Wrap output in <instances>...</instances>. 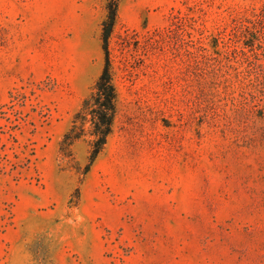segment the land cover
Wrapping results in <instances>:
<instances>
[{
  "label": "rangeland",
  "instance_id": "rangeland-1",
  "mask_svg": "<svg viewBox=\"0 0 264 264\" xmlns=\"http://www.w3.org/2000/svg\"><path fill=\"white\" fill-rule=\"evenodd\" d=\"M0 264H264V0H0Z\"/></svg>",
  "mask_w": 264,
  "mask_h": 264
},
{
  "label": "trees",
  "instance_id": "trees-1",
  "mask_svg": "<svg viewBox=\"0 0 264 264\" xmlns=\"http://www.w3.org/2000/svg\"><path fill=\"white\" fill-rule=\"evenodd\" d=\"M118 2L110 3L108 16L103 23V42L106 54L104 69L96 84L84 100L83 105L75 120L69 134L66 135L63 146L70 140V145L84 136L90 137V164L105 149L108 138L112 134L114 119L117 112V90L111 72V61L109 53L110 39L117 21ZM89 125L88 129L86 128Z\"/></svg>",
  "mask_w": 264,
  "mask_h": 264
}]
</instances>
